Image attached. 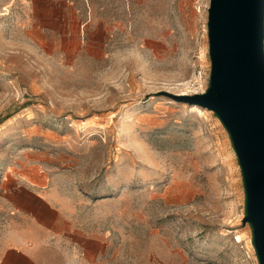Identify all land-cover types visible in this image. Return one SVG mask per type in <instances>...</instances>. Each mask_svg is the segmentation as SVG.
Returning <instances> with one entry per match:
<instances>
[{
	"label": "rangeland",
	"instance_id": "obj_1",
	"mask_svg": "<svg viewBox=\"0 0 264 264\" xmlns=\"http://www.w3.org/2000/svg\"><path fill=\"white\" fill-rule=\"evenodd\" d=\"M208 4L0 0V264H259L227 130L160 93L207 88Z\"/></svg>",
	"mask_w": 264,
	"mask_h": 264
},
{
	"label": "water",
	"instance_id": "obj_2",
	"mask_svg": "<svg viewBox=\"0 0 264 264\" xmlns=\"http://www.w3.org/2000/svg\"><path fill=\"white\" fill-rule=\"evenodd\" d=\"M209 84L176 101L212 110L227 130L244 187L243 222L252 230L259 264H264V0H209Z\"/></svg>",
	"mask_w": 264,
	"mask_h": 264
},
{
	"label": "crops",
	"instance_id": "obj_3",
	"mask_svg": "<svg viewBox=\"0 0 264 264\" xmlns=\"http://www.w3.org/2000/svg\"><path fill=\"white\" fill-rule=\"evenodd\" d=\"M45 203L49 209H54V206L49 201ZM14 249L12 258L6 260L7 264H29L32 261L33 258L23 249L21 244L15 246Z\"/></svg>",
	"mask_w": 264,
	"mask_h": 264
},
{
	"label": "built area",
	"instance_id": "obj_4",
	"mask_svg": "<svg viewBox=\"0 0 264 264\" xmlns=\"http://www.w3.org/2000/svg\"><path fill=\"white\" fill-rule=\"evenodd\" d=\"M206 85L203 81L202 71L196 69L193 78L185 85V94L200 93L205 91Z\"/></svg>",
	"mask_w": 264,
	"mask_h": 264
},
{
	"label": "bare ground",
	"instance_id": "obj_5",
	"mask_svg": "<svg viewBox=\"0 0 264 264\" xmlns=\"http://www.w3.org/2000/svg\"><path fill=\"white\" fill-rule=\"evenodd\" d=\"M181 94H185V92L184 93H181Z\"/></svg>",
	"mask_w": 264,
	"mask_h": 264
}]
</instances>
